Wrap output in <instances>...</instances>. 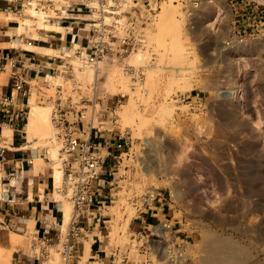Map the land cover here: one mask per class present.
Segmentation results:
<instances>
[{"label": "rangeland", "instance_id": "rangeland-1", "mask_svg": "<svg viewBox=\"0 0 264 264\" xmlns=\"http://www.w3.org/2000/svg\"><path fill=\"white\" fill-rule=\"evenodd\" d=\"M22 1L21 13L0 10V22L36 35L52 24L50 4L57 9L72 0ZM29 1L44 11L40 21ZM230 3L193 8L187 0H163L135 33L133 49L109 52L95 64L78 56L75 46L47 54L57 57L51 77L43 74L30 89L32 103L47 106L46 115L30 120L32 104L25 101L19 144L35 165L62 171L53 176L63 218H57V234L44 241L33 221L21 230L0 216V264H65L61 249L72 202L54 107L71 121L82 112L86 133L93 125L97 137L125 140L107 176L108 200L91 221L80 223L87 240L78 264H98L89 255L92 242L100 245L105 264L122 258L128 264H224L221 255L234 264H264V42L226 46L236 18ZM179 94L189 98L176 101ZM81 125L76 135L86 137ZM9 128L0 133L1 147L8 145ZM154 191L163 195L173 225L163 238L137 234L138 219L150 209L134 202Z\"/></svg>", "mask_w": 264, "mask_h": 264}, {"label": "built area", "instance_id": "built-area-1", "mask_svg": "<svg viewBox=\"0 0 264 264\" xmlns=\"http://www.w3.org/2000/svg\"><path fill=\"white\" fill-rule=\"evenodd\" d=\"M33 1H29V4ZM162 1L72 0L66 1V5L64 4L57 9L53 7V4H50L54 14H48L46 17L53 24L64 25L71 34L70 46L73 47V44H75V53L84 58L87 63L95 64L109 52L115 50L116 52L118 50L127 52L129 49H133L138 43L135 33L143 29L144 25L160 7ZM214 1L187 0L189 6L193 8ZM230 2L236 18L233 21V31L225 40L226 46L241 45L255 38H259L264 42V0H230ZM21 12V7L16 9V13ZM10 66L16 71L19 67L18 60H11ZM0 69H4V66L0 65ZM28 95L29 86H26L21 76L15 73L10 93L0 94V114L7 118V122H12L17 118L22 119L23 107L16 106V110H14V100L17 97L26 98ZM188 98L189 95H175V100L180 102H184ZM51 119L53 126L57 129L55 137L62 142V147L59 150L64 156V174L71 190L72 215L61 249L64 263L69 264L72 259L71 253L82 231L85 230V227L80 224L82 218L87 216V213L91 211L96 202H99V182L104 181L106 175L104 173L106 159L109 158V155H111L110 158L118 159L122 154V150L125 149V140L119 136L118 140L109 145L105 138L92 136L93 125H91L86 137L76 135V131L80 129L82 123V112L80 115L76 113L71 121L65 116V113H62L61 109L54 107ZM75 127L77 128L75 129ZM116 151H119L120 154L116 155ZM4 152L5 147L0 146L1 163L5 160ZM25 162L31 165L33 163L32 155L26 157ZM22 172L23 169L20 167V173ZM110 174L111 172H109ZM107 183L109 184V182ZM2 186L0 198L9 205L21 202L19 194L9 192L5 184H2ZM158 196V191L147 192L139 197L134 205L138 206L139 203L140 207L151 209L154 200ZM58 224L59 222H56V225ZM11 225L16 229H25L20 224L11 223ZM162 226L166 231H171L173 225L169 220H164ZM137 234L143 236L141 231H138ZM154 234L158 238L164 237L159 231H155ZM39 239L49 240L48 237H40ZM120 262V264H128L127 260L123 258Z\"/></svg>", "mask_w": 264, "mask_h": 264}, {"label": "crops", "instance_id": "crops-1", "mask_svg": "<svg viewBox=\"0 0 264 264\" xmlns=\"http://www.w3.org/2000/svg\"><path fill=\"white\" fill-rule=\"evenodd\" d=\"M22 3V0H0V10L16 13V9L23 7ZM58 26L61 27L60 30L40 27L35 31L36 35H33V32L28 31L27 28L19 31V27L15 23L0 22V64H4L3 71H0V94L10 93L13 84V75L15 73L21 76L26 86H29L28 97H17L14 100V110H16V106H22L24 108L25 104H27L25 101L28 102L31 96L30 89L32 82L39 80L43 74L50 76L49 73L54 69L56 64L57 57L49 56L47 53L43 54V51H41L43 53L38 52L40 51L38 49L53 48L61 49L62 51L70 46L71 34L69 30L64 25ZM13 59L18 60V69L14 71L10 66V70H7V66L10 65V61ZM6 119L4 115L0 114V133L3 130V126L10 127V133L6 135L7 139L5 140L8 142V145L5 146V160L1 164L3 171L1 183L4 179L5 182L2 184L7 186L9 192L19 194L21 202L15 205H9L5 200L0 198V216L4 223L20 224L25 229L28 223L33 221L35 233L38 238H52L57 234L55 226L56 222H58L57 218L60 215L63 216L61 201L58 195H56V187L54 185L55 175L53 176V174H55L56 170L51 174L46 166L40 164L35 165L34 163L29 165L25 162V158L31 154L27 153L25 148L19 143L23 138L22 132L26 125L23 124V128L22 119L17 118L12 122H7ZM81 133H86L83 128ZM87 135L88 132L85 136ZM93 135H95L94 131H92ZM106 141H108L107 143L109 145L114 142L110 138ZM26 142L30 141L27 140ZM110 157L111 155L106 159L104 170L107 176H109L113 164V158ZM36 159L40 158L37 157ZM20 167L23 169L22 173H20ZM106 175L104 181L99 182V202H96L91 211L87 213L86 222L91 221L96 216V212L104 206L105 201L109 198L110 192L107 193V189H105L108 184ZM158 193L159 196L154 200L150 211L138 219L139 225L137 231L144 233L143 237L145 238L154 234L155 231H159L162 235L166 232L162 226L160 215H162V220L169 219L164 212L163 195L160 192ZM93 213L94 216L90 217V214ZM85 240H87L86 236L78 239L73 250L71 264L74 262L78 264L79 257L83 256L85 252ZM95 245L96 243L92 242L89 246L91 261L97 262L98 264H105L106 260L101 256L102 249L100 245L97 244V248H94Z\"/></svg>", "mask_w": 264, "mask_h": 264}, {"label": "bare ground", "instance_id": "bare-ground-1", "mask_svg": "<svg viewBox=\"0 0 264 264\" xmlns=\"http://www.w3.org/2000/svg\"><path fill=\"white\" fill-rule=\"evenodd\" d=\"M31 8H30V10H31V13H32V16H34L35 18H36V20L38 19L39 21L41 20V19H43V17L45 16L44 15V11H42V8H40V7H37V6H35L33 3L31 4ZM44 15V16H43ZM37 20V21H38ZM53 27V26H56V24L54 25L53 23L52 24H44L43 25V27H45V28H47V27ZM73 46H75V44H73ZM38 50H40V51H43L44 53H47V54H51V53H54V52H56L57 51V49H53V48H39ZM47 77H51V76H47ZM32 101H33V98L30 96L29 97V103H31L32 104V106H31V109L29 110V119L30 120H32L33 118H38V117H40L41 115L42 116H44L45 117V115H46V111H47V106H42V105H37V104H33L32 103ZM30 127L31 126H29L28 125V127H27V129L28 130H30ZM7 131V130H6ZM6 131H5V134H6ZM9 133H10V130H8L7 131V135H9ZM51 139V138H50ZM140 162H142V160H140ZM142 164V163H141ZM149 169H147V171H148ZM55 177L56 178H60V176H61V171L60 170H58V171H56L55 172ZM214 247V246H213ZM210 248V247H209ZM223 249H224V247H222ZM221 248V249H222ZM221 249H220V251H221ZM239 251H241V250H239ZM212 252V251H211ZM213 252H215L214 250H213ZM212 252V253H213ZM219 253V252H218ZM210 255V254H209ZM221 256H223V262H224V264H234V262H235V259L233 260V258H227V257H229L230 255H221ZM227 256V257H226ZM216 257V256H215ZM232 257V256H231ZM227 258V259H226ZM218 258H216V260H217ZM221 260V259H220ZM217 262H220V261H217ZM172 264H173V262H172Z\"/></svg>", "mask_w": 264, "mask_h": 264}]
</instances>
